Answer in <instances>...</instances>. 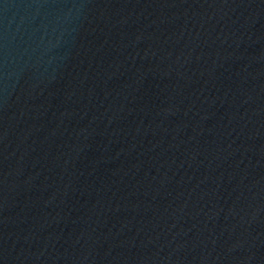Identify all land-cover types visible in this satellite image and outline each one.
I'll use <instances>...</instances> for the list:
<instances>
[{
    "label": "water",
    "instance_id": "1",
    "mask_svg": "<svg viewBox=\"0 0 264 264\" xmlns=\"http://www.w3.org/2000/svg\"><path fill=\"white\" fill-rule=\"evenodd\" d=\"M0 264H264V0H0Z\"/></svg>",
    "mask_w": 264,
    "mask_h": 264
}]
</instances>
